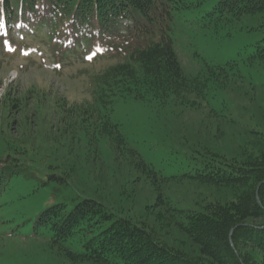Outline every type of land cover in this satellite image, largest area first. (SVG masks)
I'll return each instance as SVG.
<instances>
[{"label": "trees", "instance_id": "16d2710c", "mask_svg": "<svg viewBox=\"0 0 264 264\" xmlns=\"http://www.w3.org/2000/svg\"><path fill=\"white\" fill-rule=\"evenodd\" d=\"M207 1L0 0V23L41 18L68 38V32L80 39L84 30L87 36L92 30L109 43L125 45L122 60L98 77L93 101L75 111L78 133H70L62 147L53 140L48 153L52 171L58 156L70 163V171L60 175L62 180L79 173L81 159L93 158L89 152L95 153L101 180L106 179L97 152L100 144L108 143L114 154V174L118 176L123 160L128 166L117 200L96 182L94 193L87 187L70 207L55 203L33 221L34 234L67 262L264 264V81L256 83L242 71L249 66L264 76V0H218L202 15L200 23L216 32L231 31L246 17L258 16L256 28L263 36L245 58L224 64L204 62L196 74H188L175 50L170 24L175 13ZM127 97L171 108L177 122L173 134L189 161L182 173L165 176L129 144L112 120L114 102ZM190 113L198 115L191 123L186 120ZM81 135L91 147L84 152ZM46 141L42 142L47 148ZM72 142H78L81 152L74 153ZM34 151L35 143L0 132V195L16 176L39 178L40 168L30 171L22 164L33 158ZM56 175H46L43 184ZM138 183L151 194L143 210L134 205L142 202L135 198L138 192L130 196ZM162 227L185 241L175 236L166 241L160 235Z\"/></svg>", "mask_w": 264, "mask_h": 264}, {"label": "rangeland", "instance_id": "374dc122", "mask_svg": "<svg viewBox=\"0 0 264 264\" xmlns=\"http://www.w3.org/2000/svg\"><path fill=\"white\" fill-rule=\"evenodd\" d=\"M217 1L209 0L196 9L175 13L170 24L175 50L188 74H196L204 62L224 64L245 58L263 36V32L256 28L258 16L246 17L231 31L221 29L216 32L202 25L199 21L201 16L211 10ZM43 21L36 18L30 22L33 30L29 33L25 31L21 34L17 28L9 36L0 33V132L7 131L11 137H23L28 143H35L33 158L28 157L22 164L27 170L40 168L41 172L39 178L16 176L1 191L0 264H72L52 253L47 242L34 234L33 221L55 203L66 202L70 207L75 202L74 197L87 187V192L94 193L92 186L96 182H100L103 192L112 191L110 198L115 201L120 182L128 174L124 160L118 166V176L113 173L114 154L108 143L100 144V151H97L101 154V161H104L101 162L104 169L100 173L106 179L101 180L96 169L95 153L92 152L89 153L93 158L88 162L81 159L85 165L80 163L81 170L71 180L60 179L70 164L62 156H58V164H53L56 169L50 167L52 171L48 168V164L53 163L48 157L52 141L58 140L62 147L69 142L68 135L77 132L79 125L75 121L79 114L75 111L93 101L98 77L122 60L125 45L117 41L105 43L98 32L91 30L92 34L87 36L84 30L81 43L75 46L72 40H78L72 32L71 37L65 38V34L53 28L52 23L46 26ZM242 71L256 83L264 81L263 73L255 68L243 66ZM40 95H44L43 99ZM71 107L73 110H68ZM197 117V114L190 113L186 115V120L191 123ZM112 120L119 124L129 144L165 176L177 175L187 169L186 150L173 134L177 122L171 108L161 107L154 101L120 98L113 104ZM79 138L83 141L82 152L91 148L84 136ZM45 139L48 140L45 144L49 143L47 148L43 147ZM78 142H72L74 153L81 152L78 151ZM51 172L57 175L50 179L51 182L43 184V179ZM65 182H70L68 187L63 185ZM113 183L119 185L115 187ZM135 188L130 196L138 192L135 198L139 200L141 197L142 202L134 205L143 210L145 198L151 194L142 183ZM164 229H160V235L166 241L174 236L185 241L172 229Z\"/></svg>", "mask_w": 264, "mask_h": 264}, {"label": "snow or ice", "instance_id": "6c2138e0", "mask_svg": "<svg viewBox=\"0 0 264 264\" xmlns=\"http://www.w3.org/2000/svg\"><path fill=\"white\" fill-rule=\"evenodd\" d=\"M91 57H89V59H90ZM57 67H59V65H57Z\"/></svg>", "mask_w": 264, "mask_h": 264}]
</instances>
